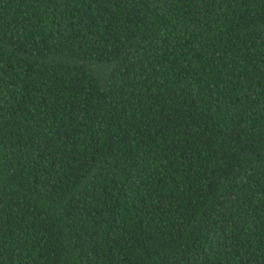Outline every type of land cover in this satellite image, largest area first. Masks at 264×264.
Wrapping results in <instances>:
<instances>
[{"label":"trees","instance_id":"obj_1","mask_svg":"<svg viewBox=\"0 0 264 264\" xmlns=\"http://www.w3.org/2000/svg\"><path fill=\"white\" fill-rule=\"evenodd\" d=\"M0 264H264V0H0Z\"/></svg>","mask_w":264,"mask_h":264}]
</instances>
